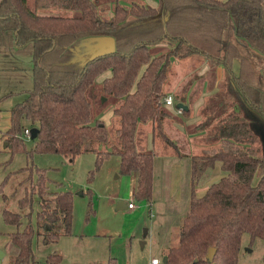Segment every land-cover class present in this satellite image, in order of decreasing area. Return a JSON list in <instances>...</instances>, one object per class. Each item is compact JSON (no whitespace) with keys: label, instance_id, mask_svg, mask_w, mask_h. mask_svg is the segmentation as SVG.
<instances>
[{"label":"trees","instance_id":"obj_1","mask_svg":"<svg viewBox=\"0 0 264 264\" xmlns=\"http://www.w3.org/2000/svg\"><path fill=\"white\" fill-rule=\"evenodd\" d=\"M115 1L109 15L97 0H0V45L31 54L34 78L26 97L9 110L5 140L11 156L0 165L15 153H57L73 160L92 151L99 167L118 154L120 171L137 174L134 195L150 201L155 154L138 148L139 125L152 120L154 141L162 136L169 142L162 99L173 58H196L195 68L207 59L212 73L223 67L220 89L207 101L203 121L211 125L213 151L192 158L189 209L163 264H238L244 233L250 240L264 239V74L253 61L264 55V0H158L156 7L145 0ZM50 8L76 12L57 15L46 11ZM160 42H168V48L153 53ZM107 71L111 75L97 83ZM102 95L119 100L109 125L94 112L105 104ZM34 126L38 133L28 148L24 130ZM217 162L224 175L197 195L196 185ZM26 168L20 184L30 181L31 190L19 205L25 207L35 193L39 210L33 226L24 224L27 214L3 208L4 221L15 226L11 240L19 247L10 264L39 263L35 235L37 242L51 244L72 234V192L50 189L45 168L19 170ZM62 259L55 249L45 262ZM105 264L119 263L111 257Z\"/></svg>","mask_w":264,"mask_h":264},{"label":"rangeland","instance_id":"obj_2","mask_svg":"<svg viewBox=\"0 0 264 264\" xmlns=\"http://www.w3.org/2000/svg\"><path fill=\"white\" fill-rule=\"evenodd\" d=\"M97 1L102 3V0ZM46 11L57 15H71L76 12L60 8ZM108 13L112 15V12ZM0 46V111L5 113L26 97L27 89L34 85V78L30 54L19 53L10 46ZM158 48L156 44L153 53L159 52ZM253 61L256 70L264 74V58L256 55L253 56ZM107 73L109 72L105 76ZM118 101V98L107 96L103 107H94V112L107 125L112 124ZM162 104L165 107L163 99ZM24 140L28 148L34 147L31 137L24 136ZM10 156L8 150H0V164ZM30 165L46 169L50 189L69 190L73 195V243L68 244V257L61 264H105L111 257H115L119 264H149L154 257L163 262L167 243L177 235L188 208V201H185L187 196H184V192L186 195L188 193L187 177L184 184L182 182L179 186L183 190L182 200L179 202L177 193L173 192L175 190L169 184L170 180L165 181L159 167L156 171V182L154 179L153 183L154 202L151 204L148 200L134 195V181L129 174L120 171L118 154H111L96 167V153L92 151L78 154L73 160L57 153H15L8 164L0 165V185L4 182L3 192L0 191V239L9 228L2 214L4 207L27 214L24 216V224L29 221L33 226L36 225L39 196L34 193L29 196L30 200L25 207L19 205V200L31 190L30 181L20 184L28 175L29 168L19 169ZM216 165L208 169L196 185L198 195L204 193ZM32 178L33 181L37 179L36 173ZM2 193L8 195L6 200ZM120 200L126 203L132 201L135 208L118 209ZM145 228L148 229L147 235L143 234ZM55 244L39 243L36 235L34 236L33 248L38 264H47L45 256L56 249ZM17 253V245L11 243L9 254ZM263 255L264 239L256 237L250 240L248 233H244L238 264H264ZM0 264H8V259L5 258Z\"/></svg>","mask_w":264,"mask_h":264},{"label":"crops","instance_id":"obj_3","mask_svg":"<svg viewBox=\"0 0 264 264\" xmlns=\"http://www.w3.org/2000/svg\"><path fill=\"white\" fill-rule=\"evenodd\" d=\"M101 2L105 3V4L101 3L102 5L108 6L109 8L108 12L110 13L113 12V8L116 2L115 0H102ZM145 2L154 7L158 5V0H145ZM157 45L159 47L158 50L162 51L168 48L169 43L160 42ZM259 55L260 54H257L258 57L262 56V58H264L263 55L261 56ZM31 60H32V55H31ZM195 60L193 61L191 57H187L183 59L175 58L172 61L171 64L172 66L170 67V72L168 74L166 84L164 85L165 96L166 95L173 96V103L165 105V109L167 110L168 113L164 117V120L162 121L163 131L165 135L170 139V141L167 142L162 136L156 137L154 141L153 138L154 122L152 120L141 123L139 125L137 132L138 148L153 152L155 154L154 155L155 182L157 178L156 171L160 167V172L163 174L165 181L167 182V180H170L169 184L174 188L175 191L173 192L177 193V198L179 202H181L182 200V192H183V190H181L179 186L182 184V182L184 184V180L187 177V181H186L187 182L186 188L188 192L187 195L186 192H184V196H187L185 201L186 202L188 201V208L186 212L189 209L191 194L193 189V180H192L193 159L192 158L194 155H200V154H204L207 151H213L211 149V145H209V134H210L209 127L211 125H209L208 127L204 126L203 121H205V117H206L205 108L208 103L207 101H209V99L219 91L220 89L219 83L223 77L222 66H218L215 69V72L212 73L211 70L209 69L210 66L207 59H205L201 63V65H199L196 68L194 67ZM32 67H33V60H32ZM233 69L236 73L239 72L240 69L239 59L234 60ZM179 102L184 103L187 106V108L178 107L177 104ZM9 125H10V111L8 110L5 113H2L0 111V150H3V148L7 150V145L5 141L6 135L4 132L7 130ZM157 163H159L158 167H157ZM216 166L217 167H215L211 173V177L209 181H207L206 183L207 187L209 186L208 184H210V182H213L214 180H217L224 175V171L221 165L217 164ZM133 173L129 175L132 177L134 181V185L136 187L137 175ZM195 192L198 195L196 191V187H195ZM149 202L152 204L154 202V199L153 200L151 199ZM127 204L128 203H126L125 201L120 200L118 202L117 208L118 209L135 208V207L129 208ZM7 225L9 228L6 231V233L2 236V239H0V249H2L5 252L0 263H2L5 258H7L8 264H10V258L12 255L9 254V248H10V244L13 243L11 240V234L15 230V226L9 224ZM178 238H179V230L177 231V235H175V237H172L170 242L167 243L166 249L168 250L169 247L177 244ZM70 242L73 243V234L62 235L55 244L56 249L60 250L63 253V259L58 264H61L62 261L68 257L67 256V253L69 251L68 244L70 245ZM167 250L164 251V254L167 252ZM18 251H19V247H18Z\"/></svg>","mask_w":264,"mask_h":264},{"label":"water","instance_id":"obj_4","mask_svg":"<svg viewBox=\"0 0 264 264\" xmlns=\"http://www.w3.org/2000/svg\"><path fill=\"white\" fill-rule=\"evenodd\" d=\"M101 39L102 40H106V41H108L110 43H113L114 42V38L113 37H109V36H102ZM102 101H105V97L102 98ZM177 105L180 108H187V106L184 103H182V102H179ZM37 133H38V127H36V126L31 127V136L30 137L32 139H34L37 136ZM6 144H7V142H6ZM147 232H148V229L145 228L144 229V234L146 235ZM214 251H215V248L211 247L209 249V254L211 255ZM4 253L5 252L2 249H0V262H1L2 257L4 256ZM167 259H168V256L167 255H164L163 262L165 263L167 261Z\"/></svg>","mask_w":264,"mask_h":264},{"label":"built area","instance_id":"obj_5","mask_svg":"<svg viewBox=\"0 0 264 264\" xmlns=\"http://www.w3.org/2000/svg\"><path fill=\"white\" fill-rule=\"evenodd\" d=\"M163 103L164 105H168V104H171L173 103V96L171 95H166L164 98H163ZM24 136L26 137H30L31 136V128L30 127H27L25 130H24ZM127 206L129 208H133L135 207L134 203L132 201L128 202ZM163 262L157 258V257H154L151 259V261L149 262V264H162Z\"/></svg>","mask_w":264,"mask_h":264},{"label":"clouds","instance_id":"obj_6","mask_svg":"<svg viewBox=\"0 0 264 264\" xmlns=\"http://www.w3.org/2000/svg\"><path fill=\"white\" fill-rule=\"evenodd\" d=\"M107 75L110 76L111 73L109 72V73H107ZM104 78H105V74H101L100 76H98V77L96 78V82H97V83H103Z\"/></svg>","mask_w":264,"mask_h":264}]
</instances>
